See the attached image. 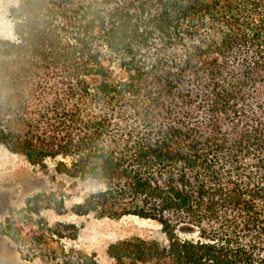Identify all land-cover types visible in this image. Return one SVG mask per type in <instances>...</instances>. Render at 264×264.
I'll return each mask as SVG.
<instances>
[{"label":"trees","instance_id":"16d2710c","mask_svg":"<svg viewBox=\"0 0 264 264\" xmlns=\"http://www.w3.org/2000/svg\"><path fill=\"white\" fill-rule=\"evenodd\" d=\"M14 1L0 145L92 182L74 215L159 226L111 264H264V0ZM31 205L3 222L21 257L98 264Z\"/></svg>","mask_w":264,"mask_h":264},{"label":"rangeland","instance_id":"374dc122","mask_svg":"<svg viewBox=\"0 0 264 264\" xmlns=\"http://www.w3.org/2000/svg\"><path fill=\"white\" fill-rule=\"evenodd\" d=\"M14 2L0 0V38L11 35L8 9ZM73 182L55 174L52 162L48 161L45 167L31 166L22 156L12 154L0 145V264H40L37 260L21 257L17 248L2 235L5 218L25 208L27 201L32 208L39 209V218L61 234V242L67 249L93 254L98 264L112 263L106 251L109 245L118 241L133 237L162 240L159 226L152 221L135 217L96 219L74 215L72 206L93 191L95 185L90 181ZM37 194L43 195L34 202ZM67 224L77 228L73 238L69 237L71 231L64 227Z\"/></svg>","mask_w":264,"mask_h":264}]
</instances>
